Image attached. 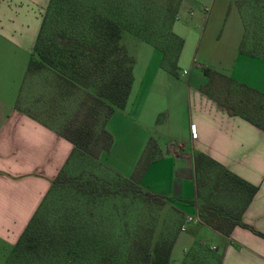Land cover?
<instances>
[{"label": "rangeland", "instance_id": "rangeland-1", "mask_svg": "<svg viewBox=\"0 0 264 264\" xmlns=\"http://www.w3.org/2000/svg\"><path fill=\"white\" fill-rule=\"evenodd\" d=\"M62 1L86 13L91 10L100 12L119 24V42L122 45L119 53L125 52L132 60V96L137 95L141 100L142 115H136L130 104L114 108L105 125L112 135L110 148L101 150L97 156L77 154L72 158L64 172L73 179L54 187L40 208L41 219L49 229L82 239L83 247L75 249L81 256L72 258L64 251L55 257L45 254L29 258L20 254L18 257L10 256L7 264H152L156 243L172 241L174 244L179 232L182 233L188 224L198 226L211 219L216 222L217 219L210 214L212 210L217 215L235 214L242 203V196L230 187L215 189V169L199 179L194 171L195 190L189 199L156 193L162 195L160 202L145 196L143 191L148 189L141 183L135 182L137 188L127 186L124 192L117 190V183L123 181V176L131 174V166L146 137L140 157L143 162L149 157H157L160 148L169 141L165 129L156 130L154 126V122H160L164 114L156 112L155 108L168 104L163 94L167 75H178L183 81L188 70L192 69L195 75L207 76L204 67H210L221 75H213L205 89L225 106L243 109L239 102L243 89L238 88L227 75L239 79L219 69L234 63L240 29L239 49L245 53L256 52L253 44L259 38L262 18L257 20L255 15L258 11L252 0H215V3L211 0ZM231 8L232 11L237 8L239 16L231 13ZM184 37L186 43L182 49ZM242 66L244 64L237 61L235 71L243 74ZM252 69L255 76L258 73L264 79V68L253 66ZM24 75L23 72L3 79L0 99L16 102L21 110L59 131L78 106L82 88H74L71 92L62 88L57 71L51 67L45 66ZM205 89L202 91L207 93ZM179 99L178 108L183 110V96ZM88 178L97 180L99 185H106L111 192L101 193L99 186V194L91 193L87 186ZM206 204L207 209L204 207ZM193 237L192 241L179 243L174 251L171 248L168 264H217L218 254H213L210 238ZM146 250L150 255L148 262L143 258Z\"/></svg>", "mask_w": 264, "mask_h": 264}, {"label": "crops", "instance_id": "crops-1", "mask_svg": "<svg viewBox=\"0 0 264 264\" xmlns=\"http://www.w3.org/2000/svg\"><path fill=\"white\" fill-rule=\"evenodd\" d=\"M48 1L0 0V84L18 73L26 75ZM233 12L239 16L237 8ZM241 35L240 29L234 63L219 70L264 90V79L258 73L255 76L252 69L253 66L264 68V59L239 49ZM185 43L184 37L182 49ZM181 58L182 53L179 60ZM237 61L244 64L243 74L235 71ZM207 80V76L192 74V69L183 81L178 75H167L163 94L168 104L155 108L156 112L164 114L154 126L156 130L165 129L169 141L149 162L140 183L145 189L171 198H192L195 190L193 154L196 150L202 151L258 186L241 218L264 232V130L241 115L221 108L214 98L202 91ZM133 88L132 84L125 106L130 104L134 113L141 116L142 103L137 95L132 96ZM182 96L185 107L180 110L178 101ZM146 141L147 137L131 172ZM72 148L73 143L50 124L24 112L16 102L0 99V264H7L14 244L40 205L51 180L69 163ZM195 235L210 238L213 254L219 255L217 264H264V237L240 224L234 225L227 235L209 224H188L179 232L172 251L179 243L194 240Z\"/></svg>", "mask_w": 264, "mask_h": 264}, {"label": "trees", "instance_id": "trees-1", "mask_svg": "<svg viewBox=\"0 0 264 264\" xmlns=\"http://www.w3.org/2000/svg\"><path fill=\"white\" fill-rule=\"evenodd\" d=\"M252 1L258 11L255 16L259 21L262 18V22L259 28V38L253 44L256 52L251 50L247 53L264 58V0ZM55 25L58 26L57 29H55ZM120 38L119 24L100 12L91 10L86 13L85 10L64 4L62 0H49L47 3L33 51L27 63L26 74L45 66L51 67L57 71L59 84L62 88L69 92L74 88H82L83 94L78 106L65 120L61 129L59 131L56 129L60 135L73 143L69 162L77 154L97 156L101 150L110 148L112 135L105 127L106 121L114 108L125 105L133 81L132 60L125 52L119 53L122 50ZM204 72L207 74L208 80L202 89L210 84L213 75L217 73L221 75L220 72L210 67H204ZM222 75L226 77L225 74L222 73ZM227 78L235 82L238 88L243 89L242 96L239 98V102L243 104L242 110L225 106L207 88L206 92L215 99L221 108L229 113L241 115L264 130V91L228 75ZM151 159L149 157L144 162L139 159L131 174L123 176V181L120 184L117 183V190L124 192L130 185L137 188V183L140 184L141 176ZM193 164L195 176L198 179L200 176L201 178L207 176L211 169H215V189L230 187L231 190L239 192L242 196V203L235 214L217 215L212 210L210 214L217 221L211 219L207 224L226 235L234 225L240 224L264 237V232L245 223L241 218L243 210L251 201L258 186L240 177L202 151L194 152ZM67 165L62 167L51 180L45 196L22 230L9 258L10 256L18 257L20 254L29 256V258L41 257L45 254L55 257L59 256L62 251L72 258L81 256V253L79 254L75 249L83 247L82 239L64 231L49 229L47 224L42 221L40 214V208L44 204L47 194L54 187L73 179L64 172ZM135 182L137 183L135 184ZM87 184L91 193L99 194L100 192L97 190L99 186L102 189L101 193L111 192L109 187L104 184L99 185L95 179L88 178ZM138 190L141 191L140 188ZM143 194L159 201L162 198V195L149 190L143 191ZM204 207L207 209L208 205L206 204ZM172 244V241L156 243L153 249L155 255L152 264H168ZM149 256V250H146L143 257L145 262L149 261Z\"/></svg>", "mask_w": 264, "mask_h": 264}, {"label": "built area", "instance_id": "built-area-1", "mask_svg": "<svg viewBox=\"0 0 264 264\" xmlns=\"http://www.w3.org/2000/svg\"><path fill=\"white\" fill-rule=\"evenodd\" d=\"M191 131H192V133L194 132L193 127H191ZM194 221H195V220H194Z\"/></svg>", "mask_w": 264, "mask_h": 264}]
</instances>
